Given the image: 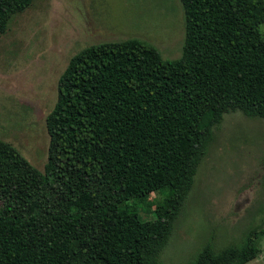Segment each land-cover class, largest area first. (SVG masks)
<instances>
[{"label": "trees", "instance_id": "trees-1", "mask_svg": "<svg viewBox=\"0 0 264 264\" xmlns=\"http://www.w3.org/2000/svg\"><path fill=\"white\" fill-rule=\"evenodd\" d=\"M32 2L0 0V35ZM179 2V59L138 39L70 59L45 121L43 171L0 140V264H161L223 116L264 120V0ZM246 233L185 264H246L264 228Z\"/></svg>", "mask_w": 264, "mask_h": 264}, {"label": "rangeland", "instance_id": "rangeland-1", "mask_svg": "<svg viewBox=\"0 0 264 264\" xmlns=\"http://www.w3.org/2000/svg\"><path fill=\"white\" fill-rule=\"evenodd\" d=\"M184 27L179 0H33L0 35V140L43 171L45 121L70 59L93 45L138 39L163 60H176ZM259 32L264 38V23ZM213 134L161 264H185L208 242L219 249L237 244L251 227L264 228V120L229 112ZM138 213L142 221L155 218L154 208ZM256 243L257 257L246 264H264V237Z\"/></svg>", "mask_w": 264, "mask_h": 264}]
</instances>
